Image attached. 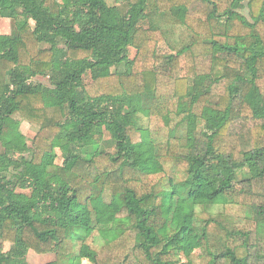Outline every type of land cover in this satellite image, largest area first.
<instances>
[{
  "label": "trees",
  "instance_id": "16d2710c",
  "mask_svg": "<svg viewBox=\"0 0 264 264\" xmlns=\"http://www.w3.org/2000/svg\"><path fill=\"white\" fill-rule=\"evenodd\" d=\"M115 2L0 0V264H264V0Z\"/></svg>",
  "mask_w": 264,
  "mask_h": 264
},
{
  "label": "rangeland",
  "instance_id": "374dc122",
  "mask_svg": "<svg viewBox=\"0 0 264 264\" xmlns=\"http://www.w3.org/2000/svg\"><path fill=\"white\" fill-rule=\"evenodd\" d=\"M108 3L110 5H114L116 2L115 0H108ZM118 5L121 7V9L123 11H125L127 9V4L126 3H118ZM242 13H244L245 15L249 16V11L248 9L245 7L241 10ZM161 22V21H159ZM162 24V23H161ZM15 30V21L13 19L10 18H3L0 17V34H5V33H12ZM136 53L135 48H131L130 49V56L134 57ZM36 83H43V84H49V79L47 77L44 76H38L36 78L33 79ZM91 78L90 75H87L85 78V82H90ZM100 105V104H98ZM21 132L25 135V138L27 140V143L29 146L33 145V139L36 136L38 129L35 128L34 126H32L31 124H29L28 122H23L20 126ZM109 136L106 135V140H109ZM107 144V149L112 151L113 150V144L110 142H105ZM28 155V154H26ZM50 159V156L48 155L46 157V160ZM62 157H61V153L59 151V157L57 159V162L60 164L62 162ZM11 247L10 243H4V249L7 251L9 250ZM55 259V254L53 253H48V254H39L33 250L29 251L28 255H27V261L28 264H45L47 262H50L52 260Z\"/></svg>",
  "mask_w": 264,
  "mask_h": 264
}]
</instances>
